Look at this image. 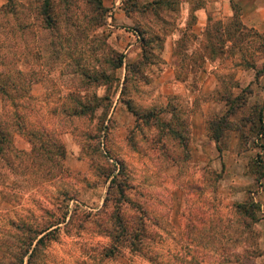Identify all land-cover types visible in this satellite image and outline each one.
<instances>
[{"label": "rangeland", "instance_id": "obj_1", "mask_svg": "<svg viewBox=\"0 0 264 264\" xmlns=\"http://www.w3.org/2000/svg\"><path fill=\"white\" fill-rule=\"evenodd\" d=\"M7 1L0 0V5ZM51 1L55 22L50 26L43 22L41 0H13L14 11L0 10V117L8 118L4 112H11L14 98L28 126L54 130L65 150L63 158L59 153L50 158L40 149L36 160L11 153L12 168L0 159V264H18L23 255L24 232L10 226L11 220L23 218L40 227L62 215L64 221L50 227L32 254L24 255L23 264H101L100 247L110 238L94 213L114 206L112 197L105 200L114 175L127 182L129 200L123 207L129 213L141 208L147 212L153 258L124 249L106 264H189L190 255L203 259L202 264H264V195L258 192L264 189V154L256 129L250 128L264 102V70L256 75L264 60L262 36L236 31V46L221 49L217 31L219 19L228 16L227 6L224 0H210V35L201 39L199 62L192 68L199 74L198 83L195 78L192 84L199 90L194 110L201 111L199 141L194 135L192 146L187 103L182 102L172 124L187 140L148 114L147 107L159 106L162 99L157 81L162 68L113 67L116 51L124 54L117 29L134 26L116 22L114 13L121 10L134 22L160 28L161 14L179 15L177 0H99V15L93 0H70L68 7ZM235 1L229 0L231 5ZM237 8L241 14L239 4ZM231 18L226 26L235 29ZM244 20L247 27L264 32ZM205 55L212 58L211 65L205 64ZM246 60L254 67L246 66ZM102 70L108 79L101 77ZM124 73L122 99L131 96L137 108L136 121L126 127L111 115ZM86 74H97V79ZM236 94L245 101L228 114V125H222L215 140L210 122L225 113L226 100ZM77 96L88 106L84 113L74 112L80 109ZM168 113L162 114L164 120ZM237 123H245L240 131L246 136L239 138L233 128ZM7 129L16 149L31 148L11 121ZM189 240L188 255L183 244Z\"/></svg>", "mask_w": 264, "mask_h": 264}, {"label": "trees", "instance_id": "obj_2", "mask_svg": "<svg viewBox=\"0 0 264 264\" xmlns=\"http://www.w3.org/2000/svg\"><path fill=\"white\" fill-rule=\"evenodd\" d=\"M96 4L97 13L99 15V12L101 11V1L99 0H93ZM156 1V0H155ZM62 4H64V7H68L70 4V0H60ZM237 2L232 3L233 7V15L230 21V24L235 27L233 29L230 25L225 26V39L230 40L231 43L227 47L234 48L235 43L234 39L232 40L234 33L242 31L252 32L256 35L262 36V46H264V32L259 33L257 30L247 27L240 19V11L237 8ZM15 4L13 0H8L7 2L0 5V10H13L14 11ZM40 13L42 14L43 22L46 23L47 26L52 25L55 22V17L53 16V5L51 0H41V5L39 7ZM95 21L98 22L97 18H95ZM223 39V38H222ZM220 48L225 50L224 48V42L223 40L218 43ZM209 46V45H208ZM210 47V46H209ZM241 49V48H240ZM245 49L248 50L247 47ZM243 51V50H242ZM210 52V51H209ZM210 54V53H209ZM243 54V53H242ZM211 55V54H210ZM212 57V55H211ZM249 60H246L245 65L246 66H253V62H247ZM123 63V53L116 51V57L113 64L114 68L120 67ZM140 63L135 64V67L138 66ZM131 66V65H130ZM264 70V60L262 63V66L260 68L256 69V75H259ZM89 76V78H92L94 80L97 79V74H86ZM101 77L103 79H108L109 74L106 73L104 70L101 71ZM4 84L0 81V89H4ZM241 93V92H240ZM31 95H28V100ZM75 96V95H74ZM241 98L240 102L234 106L233 101L237 98ZM76 101L80 106V109L77 110V108H74L75 113H84L87 109V105L85 102L81 101L79 96L76 97ZM245 101V98L243 96H238V94L234 95L231 99L226 100L227 109L225 113L217 118V120L211 121L210 125L213 129L212 138L215 140H218L220 134L222 133V125H228L226 122V118L228 114L233 113L235 111V108H237L239 105H242ZM13 109L11 112L5 111L4 113L7 114L6 119H2L0 117V159L3 160V163L6 164L9 168H12L13 163L11 160V153H13L14 156L20 157L26 154L27 156H30L33 158V160H36V156L40 153V149L46 150L48 152V155L50 158H52V155L54 153H59V155L63 158L65 156V150L63 143L59 140V137L55 133L54 130H51L47 126L41 124L38 128H32L31 126H28V124L24 121V116L20 114V112L16 109V101L13 98L12 102ZM127 106L129 109L133 110L131 108L130 103L127 101ZM77 107V106H76ZM149 115H156L153 110L148 112ZM148 114H145V116H148ZM258 116H257V123L254 122V120H250L252 129H256V139H261L258 146L261 149V153L264 154V102L261 104L258 108ZM249 119V118H248ZM11 121V124L15 127L16 131L27 138V140L31 143V148L27 151L16 149L13 146V140L11 132L7 129V124ZM166 126H170L171 130L176 133L180 138L184 137L187 140V136H183L182 132L178 130L177 128L172 127L169 123H165ZM245 125V123H237L233 127L234 130L238 133L239 138L240 136H246L243 131H240L242 127ZM25 155V156H26ZM261 159L263 156H260ZM61 171V170H60ZM127 182H124V180H116L115 175L111 177L110 183L107 190V195L105 197V200H108L112 197L114 200V206L109 208L108 210H105L104 208L99 209V213L95 212L94 215L99 214V227L103 234L107 235L110 238V241L101 246L99 253L100 258L102 259L101 264H106V261L110 258H113L114 256L121 255L122 251L124 249H127L128 252L131 253H139L143 255V257H147L148 259H152V254L148 251L149 247H151L150 241H148V238H153L150 234L152 233L149 228L147 227V224L145 222L144 216H146V210L141 208L138 209L137 213H129L126 208L123 207L124 202H128V196L125 192V185ZM113 188V189H112ZM115 188V189H114ZM115 191V192H114ZM106 202V201H105ZM104 202V204H106ZM255 201L252 200L251 204L252 206H255ZM238 207H244L243 202L237 203ZM248 211V210H246ZM90 212H87L86 215H89ZM253 210H250L249 215L253 217ZM65 215H62L61 217H56L54 221L47 222L43 226L37 227L34 225L33 222L19 218L17 220H11L10 226L13 228L22 229L24 232L23 242L20 246L21 249H24L23 255L19 256L18 264H23V258L24 255H31L34 251L36 244L42 241L43 237L51 231L52 228H50L52 225L64 221ZM60 219V220H59ZM42 233L41 235H39ZM159 235V233H158ZM183 246L186 248L188 247V255L191 251L192 243L187 241ZM176 248V247H175ZM186 252V250H185ZM178 258V257H176ZM187 261L189 264H202L203 259L199 258L196 255H190L189 258H187Z\"/></svg>", "mask_w": 264, "mask_h": 264}, {"label": "crops", "instance_id": "obj_3", "mask_svg": "<svg viewBox=\"0 0 264 264\" xmlns=\"http://www.w3.org/2000/svg\"><path fill=\"white\" fill-rule=\"evenodd\" d=\"M224 1L228 16H222L223 19H219L220 28L217 32L220 35L219 40H223L224 48H226L231 41L224 38V28L226 22L229 21L228 18L232 17L234 10L229 0ZM237 3L241 7V19H245L244 22L249 26L264 31V3H261L260 0H237ZM176 4L179 15L175 16L177 12L174 15L172 13L161 14L159 19L162 26L160 28L145 26L143 20L134 22L135 20L130 14L121 10L114 13V20L119 23L134 25L117 29L121 35L119 39L120 48L124 51L123 63L120 68L123 67L127 71V66H135L137 63H140L138 66L144 68L147 65L162 68L159 78L157 77L163 91L161 102L159 106L147 107V110H153L156 116L160 117V120L172 126L175 118H177V109L182 105V102L187 103L190 110L189 126L191 128V145L193 146L194 135L196 140L199 141L198 130L201 111L199 108L194 110L199 90L194 88L192 84H194L195 78H197L195 82L198 83L199 74L194 72L192 68L198 65L199 62L201 39L207 38L208 40V35H210V32H207V23L211 3L208 0V3L204 5H195L190 0H177ZM162 6L168 7L169 4H163ZM204 59L206 65H211L212 58L210 56L205 55ZM184 68L189 69L184 70ZM125 76L126 73H124L119 83L117 92L119 101L111 112L112 117L116 118L119 125L123 127L136 121L137 111V108L135 109L132 105L131 96L124 101L122 99L126 90ZM127 101L133 110L129 109ZM157 107L160 110H155ZM164 112H169V117L166 120L162 117ZM232 146H234V143ZM258 192L264 195L263 188ZM262 205L264 208V202L261 203Z\"/></svg>", "mask_w": 264, "mask_h": 264}, {"label": "built area", "instance_id": "obj_4", "mask_svg": "<svg viewBox=\"0 0 264 264\" xmlns=\"http://www.w3.org/2000/svg\"><path fill=\"white\" fill-rule=\"evenodd\" d=\"M118 1H119V0H118ZM118 1H117V3H118ZM111 20H112V19H111V14H110V12H109V13H108V21H109V24H110V25H112Z\"/></svg>", "mask_w": 264, "mask_h": 264}]
</instances>
